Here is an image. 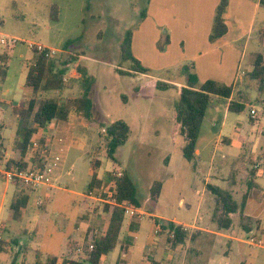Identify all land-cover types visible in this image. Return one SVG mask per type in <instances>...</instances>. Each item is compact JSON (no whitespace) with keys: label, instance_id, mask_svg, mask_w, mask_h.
<instances>
[{"label":"rangeland","instance_id":"obj_1","mask_svg":"<svg viewBox=\"0 0 264 264\" xmlns=\"http://www.w3.org/2000/svg\"><path fill=\"white\" fill-rule=\"evenodd\" d=\"M157 2L0 0V34L20 40L17 49L12 50L6 85L17 88L25 79L19 52L31 55L28 44H42L59 51V65L69 63L66 88L42 93V97H56L61 102L81 97L83 87L77 69L85 68L88 76L95 80L91 91L94 119L104 123L124 120L131 128L130 137L118 149V161L114 162L107 154L105 130L88 125L83 132L85 140L81 142L87 144V151L73 150L71 161H74L76 170L72 176L65 177L60 187H43L39 191L15 178L22 183L21 189L31 195V201L19 221H7L11 202L16 196L13 193L15 179L9 181L6 177L4 182H0V206H4L0 221L2 241L5 242L0 264H30L36 261L38 253L42 260L50 256L63 257L69 242L79 239V232L86 223L94 228V233L104 226V208L109 201L97 191H93L90 197L87 191L94 160L100 162L98 172L106 183L104 192H109L114 184L109 173L121 175L128 171L136 185L141 209L135 208L138 213L134 217L126 215L122 233L123 238L132 218L140 221L136 244L128 254L132 263L155 259L163 264H181L185 259L188 263L193 260L194 264H264V237H259L257 231H244L239 226V213L234 215V225L230 230H218L214 220L215 197L207 189L210 183L232 191L238 204H242L245 192L242 183L246 182L247 172L255 169V165L248 160L243 162L241 155L245 153L247 159L251 156L257 158L264 150V116L255 122L250 119L252 107L263 108L256 102L259 92L254 89L247 95L242 112L231 111L227 99H213L198 141L195 168L194 163L183 156L184 137L174 133V104L179 98V88L186 83L180 68L163 71L148 67L150 71L143 75H121L118 72V68L128 70L131 65L122 60L121 47L127 33L130 30L135 33L147 21H157V16L150 11ZM53 5L58 6V20L51 17ZM263 29L262 5L255 14L251 33L254 41L246 46L242 71L251 68L255 52L264 51L258 40V31ZM166 31L167 28L163 29L162 37L167 36ZM162 43L155 44L156 52L161 51ZM154 80L172 85L165 90L149 87L148 83ZM233 99L237 100L235 95ZM235 130L246 136L245 152L233 146L220 147V140L225 136L231 137ZM9 137L7 149L14 144L13 137ZM157 181L163 184V188L155 202L150 199V189ZM84 193L88 195L85 199ZM84 200L87 214L82 204ZM261 216L264 223V213ZM156 220L159 223L171 220L183 224L189 230L186 243L178 250L173 249L168 233L160 232ZM224 235L240 242L231 241ZM252 240L255 241L252 243ZM120 249L119 244L108 255L110 259L106 264L117 261Z\"/></svg>","mask_w":264,"mask_h":264},{"label":"trees","instance_id":"obj_2","mask_svg":"<svg viewBox=\"0 0 264 264\" xmlns=\"http://www.w3.org/2000/svg\"><path fill=\"white\" fill-rule=\"evenodd\" d=\"M91 1V0H89ZM264 6V0H261ZM230 5V0H221L216 8L215 18L210 34V41L216 42L228 33L225 20V13ZM58 6L53 5L51 17L58 20ZM145 17V13L143 15ZM134 31L127 33L122 43V60L130 62L128 70L118 68L121 75L147 74L150 70L134 56L132 50ZM260 42L264 45V29L260 31ZM169 44L167 38L159 49L165 50ZM34 56L29 66L26 87L31 90L29 97L21 100L18 106L13 107L12 112L17 119V142L12 158L4 161V143L0 138V168L8 171L24 172L28 169L44 170L49 154L48 134L50 124L58 120H74L84 118L94 129L105 130V141L108 157L117 162L116 154L121 146H124L131 134V128L124 120H117L111 123L99 122L94 119V103L91 98V91L95 84L94 78L88 76L85 68H78L77 73L81 78L83 95L78 98H70L67 101H59L56 97H42V93L51 91H62L66 88V74L69 63L59 65L57 56L48 57L45 53L33 50ZM185 77V85L182 86L178 100L174 104V133H180L185 140L183 156L189 162L194 163L196 168L197 145L201 135L202 124L207 110L214 98L230 100L235 93L237 86L227 85L216 79H209L201 82L192 64L184 65L181 69ZM9 71V53L7 50L0 53V79L5 80ZM243 84L248 88L256 89L264 95V51L254 56L253 70L242 76ZM242 83V82H240ZM172 84L157 80L148 83L149 87H156L161 90L168 89ZM239 85V82L237 83ZM246 107V101H231L229 109L234 112H242ZM100 162L94 160L91 163V181L88 191H97L108 199L104 212L106 220L100 228L101 236H93L79 246L77 242L68 244L67 252L63 257L50 256L42 260L41 254H37L35 262L30 264H103V257L112 253L118 246L122 231L126 222L125 206H132L141 209V203L137 198V188L131 174L124 171L121 175L111 174L114 184L109 192L105 190V180L99 176ZM5 172L0 171V182L6 179ZM17 186L18 193L14 197L10 208V217L14 221L22 218L23 211L27 207L30 196L21 189L22 183L17 179L13 181ZM24 184V183H23ZM163 184L155 182L150 189V199L158 201L162 193ZM207 189L214 195L216 210L214 220L219 229H230L233 220L231 214L240 209V205L234 199L231 191L213 184H207ZM160 227L161 233H168V241L173 249L184 245L189 238L188 230L183 224L174 221L155 222ZM140 227V221L132 218L130 230L135 231ZM94 229L92 228L91 231ZM0 242V253L3 252V244ZM93 244V250L90 245ZM82 252L78 253V248ZM129 245H124L121 250V257L116 264H130L128 259ZM21 264H28L22 262ZM150 264H162L152 259Z\"/></svg>","mask_w":264,"mask_h":264},{"label":"crops","instance_id":"obj_3","mask_svg":"<svg viewBox=\"0 0 264 264\" xmlns=\"http://www.w3.org/2000/svg\"><path fill=\"white\" fill-rule=\"evenodd\" d=\"M220 1L221 0H158L157 6L154 4L153 7L151 6L152 10L150 8L151 13L155 14L154 16H157V21H147L135 31L132 42L133 54L146 68H155L163 71H169L175 67L181 69L184 65L192 64L201 82H205L209 79H216L227 85L237 86L234 93L235 98L237 99L236 101H246L248 99L247 95L254 89L248 88L245 83L243 84L242 75H245L253 70L254 56L258 52L253 54V61L249 70L242 71L241 64L245 55L246 46L254 41L251 33L254 27L255 14L258 9L262 7L261 0H230L229 10L224 15L228 27V33L218 41L211 42L210 34L215 18L216 8L218 7ZM165 28L168 30L166 31L167 36L162 37V31ZM258 32V40L260 41V31ZM167 38L169 39V44L166 45L165 50L156 52L154 47L155 44L158 42H165ZM260 44L263 45L261 42ZM17 47L18 45L8 49L0 46V53L7 50L9 53L10 63L13 53L12 50H16ZM31 52V55L24 54L23 52H19L18 54L24 65L21 68L25 78L21 81L22 84L20 83L17 88H14L13 85H6L9 74L5 80L0 79V138L4 143L5 155L3 163L12 158L17 142L16 133L18 122L13 115L12 109L13 107L18 106L21 100L29 97L32 93L31 90L26 87L28 69L34 56L33 51ZM238 82L239 85H237ZM184 85L185 83L183 86ZM181 88H179V95ZM137 89L140 90V87H137ZM234 95L228 101H235L233 99ZM256 102L261 107L262 105L264 107V95L259 93V96L256 98ZM211 105L212 103L210 106ZM250 119L253 122L257 121L252 118L251 113ZM88 125L90 126L88 121L84 118H75L71 121L62 119L54 121L50 124L48 134L49 154L47 156V162L52 161L55 155H60L62 160L57 166L49 169V175L46 183L35 190L40 191L43 187H60L66 176L73 175L76 170V165L74 161H71V154L73 150H77L78 152L87 151V144L84 143L85 145H83L81 142L85 140L83 132L86 131L85 128L88 127ZM237 130H235L231 137H223L220 140V147L221 145H228L245 152L244 150L247 146L246 136ZM9 136L13 137L14 144L12 147H8L7 149L6 145L8 139L10 138ZM242 154L243 155L241 156L243 157V162L248 160L255 166L260 164L261 167L260 169L255 168L247 172L246 182L242 183V186H245L243 202L241 205L239 204V211L231 214V218L233 220L231 228L234 225V215L239 213L241 217L239 226L242 227L244 231L249 233L257 231V235L263 238L264 228H262V225L264 223H262L261 213H264V150L257 158L251 156L247 159L245 153ZM0 171L5 172L1 168ZM89 175L91 181V167ZM16 192L17 188L15 186L13 188V193L16 195ZM28 195L30 196L31 201V195L29 193ZM83 197L85 199L88 195L84 193ZM85 201L86 200H84L82 204L86 208L87 214L88 209L84 204ZM39 203L41 204V201ZM3 207L4 206L2 204L0 206V219H3ZM23 213L25 212L23 211ZM7 221H12L10 212H8ZM216 227L218 230H223L219 229L218 225H216ZM91 229L92 228L89 223H86V226H83V230L79 232V239L72 240L70 242H77L80 246L93 236L97 238L101 236V230H96L94 233V230L91 231ZM138 230L132 231L129 229L124 232L123 238L121 235V240L119 242L121 245L120 257L121 250L124 245H129L128 254L134 248L138 237ZM224 237L230 238L231 241L237 240L240 242V240L231 236L224 235ZM182 246L183 245L178 246L175 250H178ZM108 259H110L108 255L104 256L103 264H106ZM117 261L114 264H116ZM129 261L130 264H134L130 259ZM150 262L145 261L140 264H150ZM180 263L194 264L193 260L188 263L185 259H183Z\"/></svg>","mask_w":264,"mask_h":264},{"label":"built area","instance_id":"obj_4","mask_svg":"<svg viewBox=\"0 0 264 264\" xmlns=\"http://www.w3.org/2000/svg\"><path fill=\"white\" fill-rule=\"evenodd\" d=\"M19 43H20L19 39L9 38V37H6V36H3L0 34V46H2V47H5V48L14 47V46L18 45ZM28 47L31 51L36 50L40 53H45L48 57H55L59 53V51L47 48L42 44L30 43V44H28ZM250 113H251L252 118L257 120V119H259V117L261 115L264 116V107L261 109L252 108ZM61 160H62V158L60 155H55L53 157L52 161L47 162L44 170L28 169L24 172L8 171V172H5V175L7 177V180H9V181H13L15 178H19L27 186H30L32 188H38V187H40L46 183L48 175H49V169L51 167L57 166L61 162ZM260 167H261L260 164H257L255 166L256 169H260ZM93 194H94V192L91 191L89 196L92 197ZM137 213H138V211H136V209L134 207L125 206V214L127 216L134 217ZM159 228L160 227H158V229ZM156 232H159V230H157ZM2 239H3V237H2V233H1V227H0V242L2 241ZM254 241L255 240H252V243ZM93 248H94V245L91 244L90 250H93ZM77 251H78V253H81L82 248L81 247L78 248Z\"/></svg>","mask_w":264,"mask_h":264}]
</instances>
